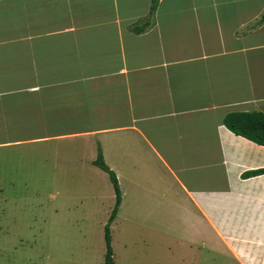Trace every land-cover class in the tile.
<instances>
[{
  "label": "crops",
  "instance_id": "0c3cea01",
  "mask_svg": "<svg viewBox=\"0 0 264 264\" xmlns=\"http://www.w3.org/2000/svg\"><path fill=\"white\" fill-rule=\"evenodd\" d=\"M150 2L0 0V188L104 231L100 150L112 251L164 231L172 264H264V145L223 123L264 112V0H159L135 32Z\"/></svg>",
  "mask_w": 264,
  "mask_h": 264
},
{
  "label": "rangeland",
  "instance_id": "374dc122",
  "mask_svg": "<svg viewBox=\"0 0 264 264\" xmlns=\"http://www.w3.org/2000/svg\"><path fill=\"white\" fill-rule=\"evenodd\" d=\"M37 186L0 188V264H103L98 220L83 212L77 219L55 214L53 186ZM156 235L159 243L151 242L149 231H115L113 264H172L165 232ZM205 264L230 263L218 257Z\"/></svg>",
  "mask_w": 264,
  "mask_h": 264
},
{
  "label": "trees",
  "instance_id": "16d2710c",
  "mask_svg": "<svg viewBox=\"0 0 264 264\" xmlns=\"http://www.w3.org/2000/svg\"><path fill=\"white\" fill-rule=\"evenodd\" d=\"M158 3L159 0H151L148 17L145 19L142 25H137L132 28L135 32H140L150 23V16L155 12ZM261 20H264V12L262 13ZM223 123L234 133L244 136L258 144L264 145V112L232 111L225 115L223 119ZM94 164H96L98 167H100L101 169H103L108 173L116 193L115 205L110 213L108 221L104 226L106 252H105L103 264H112L113 251L111 247L110 224L116 215L120 203V198H121L120 190H119L116 174L105 163L103 155L100 150H98L97 152V156L96 159L94 160ZM263 171L264 169L260 170L259 172H263Z\"/></svg>",
  "mask_w": 264,
  "mask_h": 264
}]
</instances>
